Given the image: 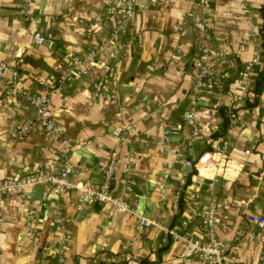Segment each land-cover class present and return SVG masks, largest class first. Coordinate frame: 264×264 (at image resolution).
Listing matches in <instances>:
<instances>
[{"label":"crops","instance_id":"1","mask_svg":"<svg viewBox=\"0 0 264 264\" xmlns=\"http://www.w3.org/2000/svg\"><path fill=\"white\" fill-rule=\"evenodd\" d=\"M104 4L0 0V63L8 65L0 78V182L38 181L67 162L71 182L98 187L101 168L116 153L114 192L125 193L155 225L140 231L136 218L109 204L81 205L74 191L55 197L38 185L10 192L0 200V264H126L137 253L141 264H202L187 261L185 241L166 231L209 241L203 215L212 204L221 216L216 234L232 244L227 263L264 264L263 231L249 222L251 215L264 216V0H208L206 32L193 21L197 0H171L169 7L131 18L116 34L124 18L101 25ZM36 34L46 38L44 45L35 43ZM208 45L237 67L221 66L222 87L194 95L197 64ZM76 57L94 60L86 84L65 78ZM254 60L258 64L250 66ZM36 78L60 85L50 107L66 148L39 128L22 142L15 139L17 128L35 115L25 101L15 111L19 91L39 89ZM99 82L114 98H94ZM222 110L236 113L226 135L213 140L224 125ZM191 113L198 119L185 122ZM146 115L150 120L137 132L122 141L115 135ZM161 121L181 134L165 138ZM225 141L230 166L224 176L218 170L199 175L186 164L191 152L196 162ZM175 151L183 157L166 178ZM57 211L70 219L65 234L55 222Z\"/></svg>","mask_w":264,"mask_h":264},{"label":"built area","instance_id":"2","mask_svg":"<svg viewBox=\"0 0 264 264\" xmlns=\"http://www.w3.org/2000/svg\"><path fill=\"white\" fill-rule=\"evenodd\" d=\"M208 0H197V10L193 16V21L200 32H206V7ZM105 16L100 19L103 26H110L113 20H124L121 22L119 28L114 31L118 33L123 28V24L131 18L143 12L157 9L159 7H169L171 0H105ZM35 43L42 46L46 43V38L41 34L35 35ZM99 52L96 53L98 55ZM118 58L115 61L114 68L120 64V52H117ZM94 64L93 59H85L76 57L72 64L66 71L65 78L77 76L83 80L84 84L87 83L89 75V67ZM258 64V60L252 61V65ZM221 66L237 67V63L227 58L222 52L218 51L212 46H205L202 51V56L197 64V72L195 74L192 94L198 95L202 91L211 92L218 90L222 87V80L224 74L219 73ZM8 65L5 62L0 63V78L6 76ZM15 76V75H14ZM36 83L40 87L30 88L27 90L19 91L21 101L15 104V111L22 106V102H28L35 111L32 119L26 120L15 131V139L18 142L26 140L36 128H39L46 134V136L54 142L63 145L66 148L69 145L68 139L64 135L63 128L58 125L55 116L51 110L50 102L52 95L60 88L58 81L55 78H36ZM12 81L9 82L11 84ZM102 82L95 84L94 98L99 99H112L102 91ZM198 119L196 113H191L185 117V122L191 123ZM150 116L146 115L138 121H134L129 127L123 130H118L115 135L122 141L128 135H131L140 128V124L149 121ZM165 138L179 136L181 134L180 127H174L166 121L160 122ZM227 141H225L218 150L214 152L204 153L196 162L194 154L191 152L186 164L194 167L199 175L210 174L213 170H218L219 175L224 176L226 170L229 168L230 159L226 150ZM249 153V152H247ZM183 155L179 151H175L172 155V160L167 164V171L165 177L168 178L174 169L176 163L182 159ZM118 166V155L114 153L109 164L101 168L103 182L100 186L94 187L92 185H81L70 181V176L74 173L72 166L69 163H64L62 169L56 174H46L42 179L34 182H24L22 180L3 179L0 182V200L2 195L10 192H30L31 188L38 185H45L49 188V192L55 197L70 191L79 194V203L81 205H105L109 204L119 214H129L136 218L138 222V229L140 231L151 228L155 224L144 218L138 206H135L126 196L125 193L117 194L113 190L115 182V174ZM131 192V190H127ZM181 194L176 196L174 209L178 210L179 200ZM1 214V211H0ZM221 217L216 211L215 205L212 204L210 208L204 213V225L209 229V241H201L198 239H188L180 236L173 230H168L166 233L171 234L174 240L183 239L187 246L185 259L192 261L198 258L202 264H229L227 263V255L232 249V244L226 240L219 239L215 225L216 221ZM226 220V217H223ZM57 226L60 228L62 234L67 232V225L70 219L65 218L60 211L56 213ZM249 222L263 231L260 238V243L264 244V216L251 215ZM139 254H133L127 258L126 264H141Z\"/></svg>","mask_w":264,"mask_h":264},{"label":"trees","instance_id":"3","mask_svg":"<svg viewBox=\"0 0 264 264\" xmlns=\"http://www.w3.org/2000/svg\"><path fill=\"white\" fill-rule=\"evenodd\" d=\"M222 116L224 118V125L223 127L218 130L216 133L213 134V140H219V138H221L222 136L226 135V132L228 131V128L230 126V116L232 114H235V111H227V110H222ZM196 171V170H195ZM197 172V171H196Z\"/></svg>","mask_w":264,"mask_h":264},{"label":"water","instance_id":"4","mask_svg":"<svg viewBox=\"0 0 264 264\" xmlns=\"http://www.w3.org/2000/svg\"><path fill=\"white\" fill-rule=\"evenodd\" d=\"M47 45H50V44H47ZM51 47H54V46H51Z\"/></svg>","mask_w":264,"mask_h":264}]
</instances>
